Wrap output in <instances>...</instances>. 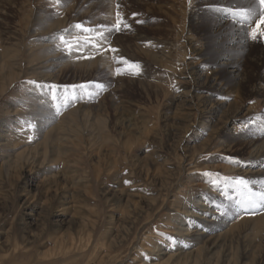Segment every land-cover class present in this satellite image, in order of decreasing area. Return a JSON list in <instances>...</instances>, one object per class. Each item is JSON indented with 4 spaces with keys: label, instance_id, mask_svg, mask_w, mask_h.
<instances>
[{
    "label": "rangeland",
    "instance_id": "1",
    "mask_svg": "<svg viewBox=\"0 0 264 264\" xmlns=\"http://www.w3.org/2000/svg\"><path fill=\"white\" fill-rule=\"evenodd\" d=\"M117 3L131 25L103 45L117 53L76 59L80 53L69 55L51 39L75 23L114 22ZM252 6L251 20L236 15ZM261 7L259 0H62L58 6L0 0V264H264V207L246 211L240 202L248 193L234 186L243 178L253 191L264 190V161H254L246 149L264 141ZM218 24L227 30L223 38L214 37ZM251 24L258 40L244 51L226 52L228 33ZM185 41L193 42L196 56ZM42 48L76 73L46 80ZM228 54L240 82L218 66ZM113 55L140 64L141 74L116 76L115 68L124 65ZM189 56L197 64L195 79L203 75L222 85L211 101H224L223 113L231 103L246 107V118L227 111L208 124L197 111L184 115L175 95L188 91L179 77ZM10 70L16 78L7 83ZM167 76L175 83L169 89L157 95L153 86L145 88L143 82L163 86ZM95 83L105 90L56 114L65 86ZM226 115L235 117L210 142L208 134L222 127ZM233 133L234 147L228 145ZM254 170L259 172H247ZM205 241L219 248L197 256ZM187 254L192 260L182 259Z\"/></svg>",
    "mask_w": 264,
    "mask_h": 264
},
{
    "label": "bare ground",
    "instance_id": "2",
    "mask_svg": "<svg viewBox=\"0 0 264 264\" xmlns=\"http://www.w3.org/2000/svg\"><path fill=\"white\" fill-rule=\"evenodd\" d=\"M243 3V2H242ZM245 4V3H244ZM252 4V3H251ZM257 8V7H256ZM260 11V10H259ZM45 13V12H44ZM60 13V12H59ZM62 19V18H61ZM64 22V21H63ZM251 22V21H250ZM252 23V22H251ZM62 23H60L59 25L61 26ZM238 27V26H237ZM55 28V27H54ZM52 28V29H54ZM59 28L58 26L56 27V29ZM253 29H257V26L256 25H248L245 27V29L241 30V29H233L232 31H230V33H228V41H225V45H226V52H240V51H244L245 48L247 47V45H250L251 44V41H252V32H253ZM259 29V28H258ZM59 30V29H58ZM263 31H264V28H263ZM213 34H214V37L215 38H223L224 35L227 34V30L225 28V25L223 24H218L216 25L215 29L213 30ZM260 34V33H259ZM258 34V35H259ZM264 35V34H263ZM48 37V36H47ZM226 39V38H225ZM258 40V39H257ZM222 41V40H221ZM224 42V41H223ZM227 42V43H226ZM193 42L191 41H185V47L184 48H187L189 49L190 53L191 54H195V56L197 55V48L194 46V44H192ZM261 44V43H260ZM49 47V46H48ZM249 47V46H248ZM46 49V47H45ZM43 50L42 48V53L43 55H47V59H44V64H43V68L44 70H47L46 71V75L47 77H45V79H49V80H52V81H56L58 79H62V77L64 76V73L67 72L66 70H71V71H75V68L72 67L71 68H62L63 67V64L60 62L61 60L54 56L52 57H48V51L46 50ZM49 49V48H48ZM224 50V51H225ZM188 51V50H187ZM52 52V51H50ZM49 52V53H50ZM261 55H264V48L261 50L260 52ZM51 56V54H50ZM192 56V55H191ZM190 57V56H189ZM44 58H46V56H44ZM61 58V57H60ZM192 57L189 58V63H186L185 65V71L182 70L183 73H181L179 79L181 81H184L185 85L189 86L188 88V91H185L181 94H177L175 95V98L177 99V101L180 103V105L182 104L184 107L183 109L181 108V111H183L185 114L184 115H188V114H191L190 112H193V111H197L199 113V115L201 114L205 120H207L206 122L209 124V120H214L215 117H218V114L222 113V114H226L227 111H232L234 114H236V118L237 119H242L246 116V114L249 112V109L246 108V107H241V108H237L235 106L234 103H231L229 108H227V110L223 113V109H224V104L225 102L224 101H217V100H212L210 99V95L213 96V92H217V93H221L222 92V85L219 84L217 82V80L215 78H211V79H208L206 77H203V75H199L197 77V79H195V73H197V64L190 60ZM64 59V58H63ZM66 61V60H65ZM64 61V63H66ZM161 61V60H160ZM159 61V62H160ZM220 63H218V66L220 68V70H225L228 72V74L236 79L238 82H240L243 78H241V73L239 71V68H238V65L231 62L230 59H229V54L228 55H223L222 58L220 57L219 59ZM158 62V63H159ZM162 64V63H161ZM165 66V65H164ZM15 68V67H13ZM84 68V67H83ZM82 68V69H83ZM77 70V69H76ZM85 70V69H84ZM187 70V71H186ZM49 71H54L52 74H47ZM89 71V70H88ZM96 71V70H95ZM98 71V70H97ZM72 72V73H73ZM83 72V71H82ZM170 72V71H169ZM216 71H214L215 73ZM76 73V71H75ZM89 73V72H88ZM87 73V74H88ZM91 73V72H90ZM70 74V73H69ZM171 74V73H169ZM79 75V74H78ZM163 75V74H162ZM173 75V74H171ZM67 76V75H66ZM73 76V75H72ZM89 77V76H88ZM106 76H104L105 78ZM138 77V76H137ZM174 77V76H173ZM16 78V73L11 72V70L8 72V75L6 77V81L7 83H11L14 79ZM86 78V77H85ZM87 79V78H86ZM89 79V78H88ZM42 80V78H41ZM1 81V80H0ZM137 81H141V80H137ZM51 82V81H50ZM52 83V82H51ZM145 84V88L149 86V88L151 89V86H153L155 88V94L158 95V91H163L161 90V88H170L171 87V77L170 76H167V79L165 80L164 82V85L160 86L159 84H149V83H146V82H143ZM152 83H155V81L153 82L152 80ZM174 83V82H173ZM172 83V84H173ZM175 84V83H174ZM178 86V85H177ZM186 87V86H185ZM181 89V88H180ZM154 90V89H153ZM2 91V90H1ZM145 91V90H144ZM147 91V90H146ZM148 92V91H147ZM145 95V94H144ZM156 95V96H157ZM221 95V94H219ZM104 96H107V95H104ZM109 97V96H108ZM105 98V97H104ZM115 98V97H114ZM39 103V102H38ZM98 105V104H97ZM100 105V104H99ZM37 106V105H36ZM45 107H43L44 109ZM83 108H90L92 111V106L91 107H88V106H81L80 109ZM101 108V107H100ZM38 109V110H37ZM36 110L38 111V113L42 112V108H37ZM80 109L74 111V112H69L67 114H65L66 116H69V114H72V113H76V112H80ZM89 111V112H90ZM179 112V111H178ZM43 113V112H42ZM45 113V111H44ZM93 113V112H91ZM90 113V114H91ZM51 114V113H49ZM81 114V113H80ZM182 114V112H181ZM180 114V115H181ZM238 114V115H237ZM46 115V114H44ZM179 115V116H180ZM74 116V115H73ZM85 116V115H84ZM88 116V115H87ZM248 116V115H247ZM47 117V116H46ZM54 117V116H53ZM83 117V116H82ZM189 117V116H187ZM235 117V115L233 117H229L228 115H226L222 121V127L220 128H214L213 130V134L209 135V140L210 142L212 140H216L218 139V136H219V133H220V130L221 128H223L224 125L226 124H229L230 122H232L233 118ZM65 118V117H63ZM221 118V117H220ZM223 118V117H222ZM246 118V117H245ZM49 119H53L51 116H49ZM66 119V118H65ZM243 120V119H242ZM217 121V119H216ZM220 121V120H219ZM66 122V121H65ZM184 122V121H183ZM78 123V122H77ZM212 123V122H211ZM214 123V122H213ZM136 124V123H135ZM202 125V124H201ZM218 125V124H217ZM220 126V125H219ZM45 127V126H43ZM190 127V126H189ZM235 127V126H233ZM62 129V128H61ZM236 129V128H235ZM68 131V130H67ZM188 131V130H187ZM236 133H233L229 136V144L228 145H233L235 144V142L237 141V138L235 137ZM186 136V135H185ZM222 137V136H221ZM63 138V137H62ZM182 139V138H181ZM254 140V139H253ZM263 140V139H262ZM252 141V140H251ZM241 142V141H240ZM70 143V142H69ZM252 143V142H251ZM256 143V142H255ZM227 144V143H226ZM224 144V145H226ZM243 144V143H242ZM245 144V143H244ZM246 145V144H245ZM216 147V146H215ZM224 147V146H223ZM234 147V145H233ZM69 149V147H67ZM76 148V146H75ZM219 149V147H217ZM215 148V149H217ZM227 148L229 149L230 146H227ZM214 149V150H215ZM222 149V148H220ZM241 149V147H240ZM248 149V155L250 157H252L254 159V161H259V162H263L264 161V141L261 142L259 145H248V147L246 148ZM223 151V150H222ZM240 152V151H239ZM64 153V152H63ZM67 153H65L66 155ZM245 155V154H244ZM71 158V157H70ZM250 159V158H249ZM250 162V161H249ZM223 165V164H221ZM220 165V167H221ZM216 168V167H215ZM229 168H232L229 167ZM228 168V169H229ZM218 169V168H217ZM226 169V168H225ZM214 170V169H213ZM216 170V169H215ZM223 170V169H222ZM235 171V169H232ZM139 171V170H138ZM227 172V171H226ZM232 172V171H231ZM237 172V171H236ZM248 173H251V174H254L257 172H259V170H254V171H247ZM242 174V173H241ZM256 176V175H255ZM259 177V176H258ZM264 178V177H263ZM252 179V178H251ZM196 186H198V188H203V185H201L200 183H198ZM149 199V198H148ZM127 201V200H126ZM146 204V203H145ZM198 206V205H197ZM199 206H201L199 204ZM181 208V207H180ZM179 209V208H178ZM180 210V209H179ZM182 214L184 215V217H186L187 219H191L192 217H194L190 212L188 213H183L180 212V211H176V214L179 215ZM211 213V212H210ZM264 216V215H263ZM200 219V218H199ZM211 220H208L207 222H210ZM81 223V222H80ZM264 224V223H263ZM168 226V229L171 228V225H166V227ZM264 227V226H263ZM179 231V230H178ZM187 232V231H186ZM195 232V231H194ZM173 233H178L176 232V230H173ZM189 233V232H188ZM245 234V233H244ZM127 235V234H126ZM201 236V235H199ZM215 238V237H214ZM70 239V238H69ZM196 239H200L198 238V236H196L195 238V241ZM213 239V238H212ZM217 239V237H216ZM209 240V239H208ZM230 240V239H229ZM211 241V240H210ZM218 241V240H216ZM206 242V241H205ZM204 243V242H203ZM205 245L203 246L204 249H202V252H199L197 256H199L200 253H202L203 256H208V255H211V254H214L213 252H215L218 248H219V245H217V243L215 242H206L204 243ZM224 245V244H223ZM222 247V246H221ZM244 247V246H243ZM230 248V247H229ZM148 250L152 251L151 248H149ZM141 251V250H140ZM200 251V250H198ZM243 251V250H242ZM160 253V252H159ZM163 257L166 255L164 253L161 254ZM201 255V256H202ZM229 255V254H228ZM243 255V254H242ZM227 256V255H226ZM168 261L170 260V257H167ZM191 258H193V255L191 254H187L185 255L184 257H182V259H185L187 261H189ZM197 258V257H196ZM204 258V257H203ZM222 258V257H221ZM225 258V256H224ZM192 260V259H191ZM227 260V259H226ZM164 261V260H163ZM167 261V262H168ZM172 261V260H171ZM186 261V262H187ZM228 261V260H227ZM235 262V260H234ZM180 263V262H179ZM227 263V262H226ZM169 264V263H168ZM181 264V263H180ZM182 264H185L182 263Z\"/></svg>",
    "mask_w": 264,
    "mask_h": 264
},
{
    "label": "snow or ice",
    "instance_id": "3",
    "mask_svg": "<svg viewBox=\"0 0 264 264\" xmlns=\"http://www.w3.org/2000/svg\"><path fill=\"white\" fill-rule=\"evenodd\" d=\"M51 2L53 3V5L58 6L61 5L62 0H51ZM66 2L67 0H64V3ZM189 2L191 3V0H189ZM259 3L262 5L261 19L264 20V0H259ZM120 7H121L120 4L117 3L116 4L117 11L115 13L114 22L109 21L107 23L93 24L90 21H84V22L75 23L73 25H70L69 28L64 29L63 33L54 34L51 37V39L58 40L59 43L57 44V47L61 51L67 52L69 55H72L74 52L80 53V55L76 56V59H91L98 54L102 55L105 51H111L112 53H117L118 49L111 47L104 48L103 45L105 44L110 45L111 44L110 38L115 33H120L125 30L131 29V25L125 19L124 14L119 10ZM135 15L137 14L133 13V16ZM236 15L243 17L244 21L251 20L252 17L256 15V8L255 6H252L249 8L238 9ZM136 22L142 23V21H136ZM252 39L253 40L257 39L256 29H253ZM112 60L116 64L124 65V67L115 68L114 74L116 76H125V75L137 76L141 74L142 69L140 64L138 63H132L129 60L125 59L124 57L117 55H113ZM29 83L36 84L35 81H29ZM48 87L49 90L53 92L56 89L55 85H50ZM69 87L72 90L71 93L68 92ZM105 87L106 86L103 83H95L94 88L90 87V84L65 86V95L63 97V104L57 103L55 105L56 114L60 113L62 106L66 108L70 102H74L77 99H82L84 97L92 99L94 96H98L100 92L105 90ZM52 98L53 100L60 99L56 95H53ZM26 123H28L29 128L34 129L36 127L35 124H32L30 122H26ZM231 162L235 163L236 161H231ZM206 175H212V173H206ZM251 183L252 182H250L249 180L243 178H239L234 181L235 187L240 188L242 190H246L248 193L245 199L240 202L241 207L245 208L246 211L249 206L264 207V190L253 191L252 188L250 187Z\"/></svg>",
    "mask_w": 264,
    "mask_h": 264
}]
</instances>
